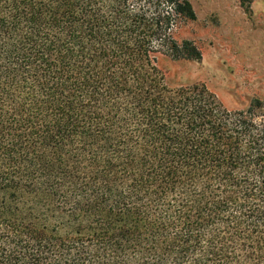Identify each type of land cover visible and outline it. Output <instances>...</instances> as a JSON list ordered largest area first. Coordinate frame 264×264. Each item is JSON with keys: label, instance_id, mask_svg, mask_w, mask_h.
Listing matches in <instances>:
<instances>
[{"label": "trees", "instance_id": "obj_1", "mask_svg": "<svg viewBox=\"0 0 264 264\" xmlns=\"http://www.w3.org/2000/svg\"><path fill=\"white\" fill-rule=\"evenodd\" d=\"M195 18L0 0V264H264V98L171 84Z\"/></svg>", "mask_w": 264, "mask_h": 264}, {"label": "rangeland", "instance_id": "obj_2", "mask_svg": "<svg viewBox=\"0 0 264 264\" xmlns=\"http://www.w3.org/2000/svg\"><path fill=\"white\" fill-rule=\"evenodd\" d=\"M188 1L196 18L179 19L173 35L202 58L164 61L171 84L204 83L232 110L264 98V0Z\"/></svg>", "mask_w": 264, "mask_h": 264}]
</instances>
